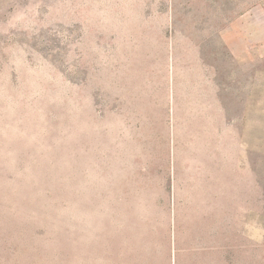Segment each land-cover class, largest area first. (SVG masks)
Returning a JSON list of instances; mask_svg holds the SVG:
<instances>
[{
  "label": "rangeland",
  "instance_id": "1",
  "mask_svg": "<svg viewBox=\"0 0 264 264\" xmlns=\"http://www.w3.org/2000/svg\"><path fill=\"white\" fill-rule=\"evenodd\" d=\"M188 36L252 142L264 264V0H0V264H165L166 72Z\"/></svg>",
  "mask_w": 264,
  "mask_h": 264
},
{
  "label": "crops",
  "instance_id": "2",
  "mask_svg": "<svg viewBox=\"0 0 264 264\" xmlns=\"http://www.w3.org/2000/svg\"><path fill=\"white\" fill-rule=\"evenodd\" d=\"M177 49L164 103L165 264H237L238 252L246 264L260 191L252 142L230 116L200 44L188 36Z\"/></svg>",
  "mask_w": 264,
  "mask_h": 264
}]
</instances>
